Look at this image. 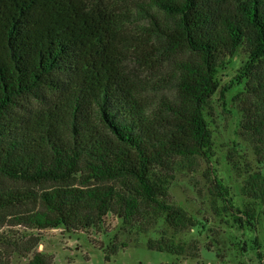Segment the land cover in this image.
I'll return each mask as SVG.
<instances>
[{
    "label": "trees",
    "instance_id": "obj_1",
    "mask_svg": "<svg viewBox=\"0 0 264 264\" xmlns=\"http://www.w3.org/2000/svg\"><path fill=\"white\" fill-rule=\"evenodd\" d=\"M122 3L134 7L0 0V229L99 230L110 214L137 235L160 219L174 234L198 228L170 203L168 189L176 169L212 155L206 114L219 71L241 50L240 136L264 156V0ZM163 54L173 69L166 94L152 101L132 66ZM261 160L243 209L214 177L222 213L241 230L256 228ZM160 234L147 240L149 250L186 253ZM27 264L50 261L37 252Z\"/></svg>",
    "mask_w": 264,
    "mask_h": 264
},
{
    "label": "rangeland",
    "instance_id": "obj_2",
    "mask_svg": "<svg viewBox=\"0 0 264 264\" xmlns=\"http://www.w3.org/2000/svg\"><path fill=\"white\" fill-rule=\"evenodd\" d=\"M122 1L117 0L120 8L134 7ZM158 60L132 66L134 74L147 84L152 101L166 94L173 69L167 54ZM246 61L241 50L217 75L218 90L206 114L213 137L209 160L197 158L192 168L182 165L173 172L169 185L170 203L202 225L174 234L160 219L149 233L137 235L120 217L111 214L99 230H36L7 224L0 229V261L27 264L33 254L40 252L50 264H264V200L255 203V231L241 230L231 216L222 213V204L213 192L216 177L229 189L234 206L243 209L252 203L245 195L249 174L262 170L258 158L264 160V156L260 158L254 146L240 136L242 114L237 94L243 91V84L236 85L235 77ZM162 231L175 244L184 245L186 253L174 256L149 250L147 240L158 239ZM115 245L118 250L113 252Z\"/></svg>",
    "mask_w": 264,
    "mask_h": 264
}]
</instances>
